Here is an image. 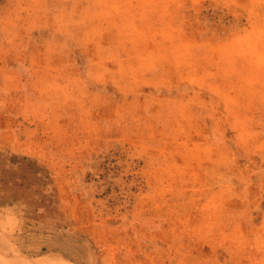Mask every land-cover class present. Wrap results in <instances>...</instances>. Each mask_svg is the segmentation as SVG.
I'll use <instances>...</instances> for the list:
<instances>
[{
  "label": "rangeland",
  "instance_id": "obj_1",
  "mask_svg": "<svg viewBox=\"0 0 264 264\" xmlns=\"http://www.w3.org/2000/svg\"><path fill=\"white\" fill-rule=\"evenodd\" d=\"M0 264H264V0H0Z\"/></svg>",
  "mask_w": 264,
  "mask_h": 264
},
{
  "label": "bare ground",
  "instance_id": "obj_2",
  "mask_svg": "<svg viewBox=\"0 0 264 264\" xmlns=\"http://www.w3.org/2000/svg\"><path fill=\"white\" fill-rule=\"evenodd\" d=\"M14 244H15V243H14ZM43 258H44V257H43ZM43 258H42V259H43ZM45 258H46V257H45ZM45 258H44V259H45ZM44 259H43V260H44ZM48 259H49V258H48ZM57 259H58V258H57ZM57 259H56V260H57ZM50 260H51V259H49V262H50ZM52 260L56 261L54 258H52ZM52 260H51V261H52ZM57 261H58V260H57ZM45 263H46V262H45Z\"/></svg>",
  "mask_w": 264,
  "mask_h": 264
}]
</instances>
